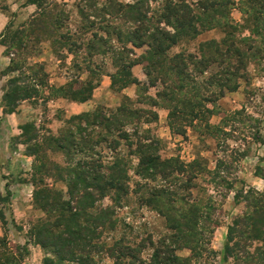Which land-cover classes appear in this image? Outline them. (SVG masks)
<instances>
[{
  "label": "rangeland",
  "instance_id": "obj_1",
  "mask_svg": "<svg viewBox=\"0 0 264 264\" xmlns=\"http://www.w3.org/2000/svg\"><path fill=\"white\" fill-rule=\"evenodd\" d=\"M114 1L126 8L119 10L109 0H40L31 6L28 0H0V10L5 13L0 12L3 23L0 33L4 35L0 37V48L5 57L0 60V191L3 195H7V189L11 192L9 200L0 202V256L7 250L6 241L15 250L18 248L13 245H20L22 264H44L52 254L51 248L45 249L37 243L35 232L46 220L54 221L60 215V211L42 209L41 202L61 203L69 198L70 164L64 150L58 148V139L66 137L71 130L77 131L78 122L72 120L74 115L66 110L63 98L74 97V91L88 93L101 77L97 70L101 67L104 69L101 73H114L113 87L120 88L128 78L125 76L128 70L121 63L134 59L140 62L148 48L134 47L128 42L134 26L126 19L127 5L144 2L140 10L153 17L155 25L171 31L173 27L158 19L160 13L168 4L174 9L182 5L181 0ZM184 1L194 15H200L202 0ZM220 8L226 17L219 20L217 27L202 29L198 35H187L179 42L186 43L189 49L196 48L194 53L200 55L201 46L212 52L215 41L227 39L230 43L235 37L238 41L244 37L247 40L239 45L246 50V75L240 79L237 91L227 92L216 102L203 103L198 119L184 116L177 120L161 103L166 110L162 118V112L144 116L162 134L159 137L149 129L158 139L160 157L179 159L188 165L180 173L173 164L167 179L157 173L149 181L142 180L137 174V145H128L122 139L119 146L115 142L116 131L112 132L107 146L95 149L103 148L105 164L117 155L126 158L131 189L127 196L120 194L122 197L116 200L120 189L114 188L110 193L113 199L106 197L94 205L92 211L109 205L114 222L112 227L101 229L107 245L103 250L96 249L98 252L90 264L134 262L135 259L119 257L113 247L119 239L134 246L130 253L140 255L148 264L156 249L165 250L167 246L178 248V264H234L233 257L226 260L224 253L229 226L235 218L252 211V190L264 192V13L260 14L264 0H227L224 6L216 0V9ZM176 51L172 47L169 53H179ZM182 53L187 55L188 50ZM3 56L0 54V59ZM118 59L123 60L118 62ZM138 64L146 73L144 65ZM226 66L228 63L222 66L219 62L212 63L203 79ZM13 77H17V82L10 84ZM143 79L138 98L143 107L131 102L121 105L156 111L154 99L162 86H152L146 74ZM15 84L21 87V96L27 94V98L17 101L15 112L5 113V95ZM101 107L106 106L99 105L89 112ZM25 124L32 126L28 128L30 133L23 136V131L28 130L22 129ZM144 124L141 131L148 130ZM94 128L99 131L97 140L105 130L102 126ZM133 141L137 140L133 138ZM35 143L37 148L33 146ZM38 144L42 146L40 151L36 150ZM79 156L78 152L76 157ZM112 172L118 173L115 169ZM36 191H42L39 196L46 199L36 202ZM169 192L167 197L158 196ZM172 194L176 197H171ZM196 205L214 207L213 221L215 218L219 221L217 226L209 223L214 225V233L206 234V238L195 235L192 242L173 238L175 230L170 228L173 215L180 220L191 210L195 211Z\"/></svg>",
  "mask_w": 264,
  "mask_h": 264
},
{
  "label": "trees",
  "instance_id": "obj_2",
  "mask_svg": "<svg viewBox=\"0 0 264 264\" xmlns=\"http://www.w3.org/2000/svg\"><path fill=\"white\" fill-rule=\"evenodd\" d=\"M39 1L28 0L27 3L37 4ZM109 1L119 6V10L126 8L121 2ZM181 1L180 9H174L173 5L168 4L158 18L173 27V31L155 25L152 21L153 17H148L140 10V6L144 2L138 1L127 5L126 19L134 26V29L130 32L128 42L134 47L146 46L148 49L140 58V62L134 59L131 62L124 61L127 66L121 63L123 64L122 68L128 70L125 73L128 78L124 80L125 83L122 87L130 82H135L138 85L141 83L133 76L131 67L142 63L146 75L150 79V84L154 87L157 84L162 86V89H159L156 93L154 106H160V103L166 105L165 107L170 111V116L174 115L177 120L184 116H189L195 120L199 117L200 108H204L203 103L216 102L224 97L227 92L238 90L240 79L246 75L247 67L246 50L240 47L239 43H244L247 39L243 37L238 41L235 37L230 43L227 39L222 42L215 41L212 45L214 49L212 52L204 50V46H201L203 53L200 55L196 53H188L187 55L184 53L170 54V49L180 39L187 35L192 37L198 35L202 29L217 27L219 20L226 17L221 14L224 7L216 9V0H202L203 3L199 7V9H202L200 15H194L191 6L186 1ZM225 2L227 0H218L220 6H224ZM185 7L186 10L183 9ZM112 10L118 12L116 8ZM157 12L156 10L155 13L157 14ZM263 13L264 10L260 13L261 16H263ZM258 31L259 29H256V32ZM3 36V33H1L0 37L3 38ZM213 59H216L214 60L216 62H212ZM122 60L118 59L117 61ZM217 62L221 66L228 63V66L220 68L217 72L211 73L209 77L203 79L211 64ZM185 70L187 72H184ZM16 82L17 77L10 80V84ZM112 82V85L115 86V76L112 77ZM93 88L94 85L88 89V93H85V95H83L85 91L83 90L80 92L74 91L75 95L72 98L68 95L66 97L75 101H85L90 98ZM21 90V87L15 84L6 93L4 100H7V108L4 111L5 113L15 112L17 101L27 98V94L21 96ZM150 113L157 115V111L151 109H131L123 104L113 110L101 107L94 112L74 115L72 120L78 122L75 125L77 131L71 130L66 137L58 139V148L64 150L70 164L67 169L69 198L61 203L41 202L39 199H46V197H40L42 191L40 193L36 191L35 201L41 202L42 209H47L46 211L49 212L60 211V215L54 221L46 220L37 227L35 232L37 243L45 249H52V254L46 257L44 264H90L94 261V254L98 252L96 249L103 250L106 247L104 232L101 229L105 230L107 226L112 227L114 222L110 211L112 209L108 205L105 208H97L99 211H92L94 205L104 198L110 197V193L114 188L120 189L116 200H119L122 196H127L131 189L126 158L117 155L108 164L103 161L101 150L104 146H107L112 132L116 131L118 133L114 137L119 146L122 139L128 145L130 143L131 145H137L139 154L137 174L142 180L149 181L157 173L164 174V178L169 177L172 173L170 169H172L173 164L176 165L173 168L179 173L182 172L184 167L188 166L179 159L163 160L159 154V142L156 135H153L152 131L149 130L150 128L141 131L142 123L150 122L144 117L150 115ZM30 126L32 125L25 124L22 129H28ZM94 126H102L105 130V133H100V138L97 140H95V136H99V131ZM25 133H30L29 129L23 131L22 135ZM133 138L137 141H133ZM101 145L103 148L96 151L95 149L101 147ZM33 146L36 147V143ZM41 147V144H38L36 150L40 151ZM114 148H117V146ZM78 152L81 156L76 157ZM32 155L36 154L33 153ZM75 158L77 159L75 160ZM112 169H115L118 173H113ZM6 191L7 195H3L0 191L1 203L9 200L11 192L9 189ZM251 193L254 198L253 204L250 205L253 206L252 211L233 220L229 226L224 246L225 259L230 260L233 257L234 264H264V192L260 193L252 190ZM169 194L170 192L158 196L164 198ZM171 197L175 198L176 196L172 194ZM111 198L113 199L112 196ZM155 201L158 202V199H155ZM196 208L195 211L191 210L189 215L182 216L180 220L173 215L175 219H171L172 224L170 225V228L175 230L173 238L181 237L185 242H192L195 235H203L206 238V234L212 235L214 233V225L209 226V223L212 222L217 226L219 222L217 218L213 221L212 210L214 207L212 205H206L205 207L196 205ZM1 215L3 221L6 222L3 213ZM200 223L202 225L199 226ZM198 230L201 233H198ZM174 243H177V241H174ZM6 246V252L0 256V264H22L20 254L23 250L20 251V245H13V247L18 248V250H15L9 247L6 241ZM113 247L121 260L132 258L135 259L137 264H148L140 255L137 257L130 253L134 251V246L123 239L117 240ZM176 249L178 248L172 249L171 246L165 247V250L156 249L150 258L149 264H178L180 257L176 254ZM135 261L126 264H136Z\"/></svg>",
  "mask_w": 264,
  "mask_h": 264
},
{
  "label": "crops",
  "instance_id": "obj_3",
  "mask_svg": "<svg viewBox=\"0 0 264 264\" xmlns=\"http://www.w3.org/2000/svg\"><path fill=\"white\" fill-rule=\"evenodd\" d=\"M33 4H29V6H31ZM2 10H0L1 12ZM3 14V12H1ZM3 24V23H2ZM0 23V32L2 31V25ZM1 34V33H0ZM200 43L197 44V46ZM200 46V45H199ZM174 49H177L178 51L176 52H185V50H188V53H194L195 49H189V47L186 45V43H180L178 42L174 47ZM3 49L0 48V54L3 56L2 54ZM5 59V57L3 56L0 60ZM101 67V66H100ZM141 64H135L132 68V74L135 78H137L140 82H142V80H144L143 78H145V72H142L141 69ZM97 70H99V74L98 77L99 80L96 82V84L94 85V88L92 90L91 96L88 100L85 101H75L69 98H63L64 100H66L65 103V107L66 110L68 111V113L71 114V116L73 115H78L81 113H85V112H89L93 109H95L96 107H98L99 105H104L107 108L113 109L116 108L118 106H120L122 103L124 102H131L134 103L135 105H139L140 107L142 106V104L144 103H140L138 98H139V85L135 82H130L128 84H126L125 86H123L122 88H114L112 85V75L114 73H101V71H103L104 69L101 68H97ZM148 94L149 91H148ZM152 96H154L152 94ZM156 97V95H155ZM223 98V97H222ZM221 98V99H222ZM143 107V106H142ZM154 109L159 113L162 112L160 114L161 118L163 113L166 114V110L161 107V106H154ZM166 117V115H165ZM155 123V122H154ZM144 125H146L148 128L153 129L154 131H156V133L158 134L157 130H155L153 123H145ZM157 136L162 137V134H158Z\"/></svg>",
  "mask_w": 264,
  "mask_h": 264
}]
</instances>
